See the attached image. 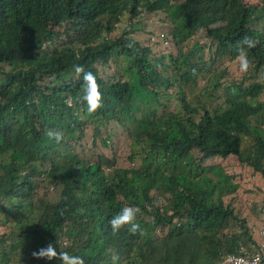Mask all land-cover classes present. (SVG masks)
Wrapping results in <instances>:
<instances>
[{"label": "trees", "instance_id": "1", "mask_svg": "<svg viewBox=\"0 0 264 264\" xmlns=\"http://www.w3.org/2000/svg\"><path fill=\"white\" fill-rule=\"evenodd\" d=\"M153 19L173 53L139 37ZM245 35L254 67L234 76ZM74 65L101 85L94 114L65 103ZM231 157L264 180V0H0V264H62L32 256L49 242L85 264L254 253L264 197L238 209ZM126 205L143 236L112 235Z\"/></svg>", "mask_w": 264, "mask_h": 264}, {"label": "clouds", "instance_id": "2", "mask_svg": "<svg viewBox=\"0 0 264 264\" xmlns=\"http://www.w3.org/2000/svg\"><path fill=\"white\" fill-rule=\"evenodd\" d=\"M160 38L164 42H166L165 40H167L165 34L161 35ZM258 43L259 41L255 40L250 36L245 35L240 40H238L235 45L232 46L234 52L236 53L234 60L239 65V71L241 73L246 74L254 67L253 61L249 57V50L256 48ZM74 71L77 74V76L82 75L83 83L80 92L77 93L75 97L69 96L65 101V103L69 107H71L73 104L84 105L86 106L85 110L87 111V113L94 114L105 106L104 94L101 91V85L98 82L96 75L92 71H86L83 66L74 65ZM192 74L194 76L196 75L195 69H193ZM45 134L50 139H54L57 143H60L64 140V134L61 131L48 129L45 130ZM226 164L225 167L227 169ZM140 215H141V208L138 206L126 205L123 208H121L120 211L116 215H114L109 221L112 235L115 236L119 234L122 230H126L132 236L135 235L143 236L145 234V230L141 226V223L139 222L138 217ZM260 235H261L260 240L256 238L257 246H253L252 249L255 252L257 251L259 252L264 244V221L260 229ZM241 248H245L246 250L251 252V250H249L246 247H241ZM239 251L238 253L233 255H238ZM32 256L36 259H46V260L59 259L62 262V264H85V261L81 256L71 255L67 251H57V245L52 242H49L46 246L34 251L32 253ZM228 256L230 255L224 256L219 262V264H222L224 258ZM112 259H113V264H116V262L119 261L120 258L119 256L114 255ZM234 259H239L240 264H247V262L242 258H234ZM259 262H260V257L257 256L254 260H252L251 264H259Z\"/></svg>", "mask_w": 264, "mask_h": 264}, {"label": "rangeland", "instance_id": "3", "mask_svg": "<svg viewBox=\"0 0 264 264\" xmlns=\"http://www.w3.org/2000/svg\"><path fill=\"white\" fill-rule=\"evenodd\" d=\"M256 1V0H255ZM147 27V32L139 34V37L142 40H152L154 43V49H156L159 53H170L172 51V47L169 46L166 42L162 41L160 36L165 34V31L168 30V25L164 22H156L154 19L150 21ZM145 30V31H146ZM152 33V34H151ZM231 72L234 76H238L240 74L239 65L237 63L233 64L231 67ZM121 140H117L113 145L112 149H109L107 152L109 154L116 153L118 156L127 158L128 153H126L121 147L116 145ZM92 145V143L90 142ZM130 165V163H129ZM227 170L231 172V175L235 177V182L241 187L238 197V209L242 211L245 216H249L251 213V209L253 208V202H259L264 197V180L255 175L253 171L250 170L247 166L240 163L238 158L231 157L227 161ZM55 191L51 190V195L54 196ZM259 219L255 217H251L250 222L254 225ZM263 222H257V226L255 228V237L260 240V229L262 227Z\"/></svg>", "mask_w": 264, "mask_h": 264}, {"label": "built area", "instance_id": "4", "mask_svg": "<svg viewBox=\"0 0 264 264\" xmlns=\"http://www.w3.org/2000/svg\"><path fill=\"white\" fill-rule=\"evenodd\" d=\"M253 252L254 253H251L245 248H241L238 255H230L228 257H225L222 264H240V260L234 258H242L247 262V264H251L252 260H254L257 256L260 257L259 264H264V244L259 252Z\"/></svg>", "mask_w": 264, "mask_h": 264}]
</instances>
